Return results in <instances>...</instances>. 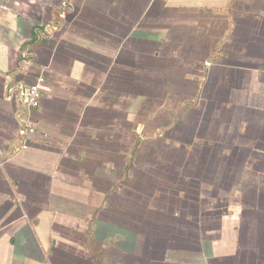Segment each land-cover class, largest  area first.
I'll use <instances>...</instances> for the list:
<instances>
[{"label": "crops", "instance_id": "0c3cea01", "mask_svg": "<svg viewBox=\"0 0 264 264\" xmlns=\"http://www.w3.org/2000/svg\"><path fill=\"white\" fill-rule=\"evenodd\" d=\"M0 264H264V0H0Z\"/></svg>", "mask_w": 264, "mask_h": 264}, {"label": "built area", "instance_id": "2783aa9c", "mask_svg": "<svg viewBox=\"0 0 264 264\" xmlns=\"http://www.w3.org/2000/svg\"><path fill=\"white\" fill-rule=\"evenodd\" d=\"M23 96H24V102L29 108L37 109L40 107L42 95L38 84H34L28 87L24 91ZM25 128L27 129V131L22 132V134L24 136H27L28 131L31 129V123L29 124L27 123Z\"/></svg>", "mask_w": 264, "mask_h": 264}]
</instances>
